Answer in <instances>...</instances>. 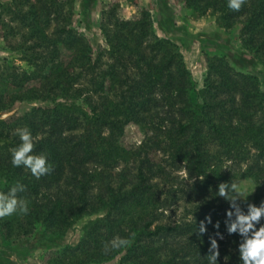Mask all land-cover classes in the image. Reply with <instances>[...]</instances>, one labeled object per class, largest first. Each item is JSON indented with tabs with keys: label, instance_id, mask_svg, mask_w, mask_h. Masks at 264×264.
<instances>
[{
	"label": "trees",
	"instance_id": "obj_1",
	"mask_svg": "<svg viewBox=\"0 0 264 264\" xmlns=\"http://www.w3.org/2000/svg\"><path fill=\"white\" fill-rule=\"evenodd\" d=\"M174 1L195 16L217 17L222 29L239 27L243 49L264 60V0H245L238 12L227 0ZM0 8L9 17L2 38L25 64L0 60V114L21 102L46 105L0 119V192L22 184L17 198L29 209L0 218L2 239L58 247L73 224L94 215L77 245L54 252L53 264H100L119 255L123 264H213V256L214 264H242L243 237L228 231L236 215L227 213L235 210L217 192L230 186L223 163H244L242 175L259 183L253 205L264 202V89L255 75L208 57L196 91L178 47L154 33L149 11L122 20L114 6L102 10L106 49L94 55L73 26L71 1L10 0ZM130 123L144 132L134 149L119 141ZM18 128L31 131L32 154L51 165L39 179L11 164ZM180 169L187 185L175 176ZM177 199L191 205V217L165 222ZM253 224L264 226V216ZM222 235L226 249L217 242ZM114 237L130 243L106 249Z\"/></svg>",
	"mask_w": 264,
	"mask_h": 264
},
{
	"label": "rangeland",
	"instance_id": "obj_2",
	"mask_svg": "<svg viewBox=\"0 0 264 264\" xmlns=\"http://www.w3.org/2000/svg\"><path fill=\"white\" fill-rule=\"evenodd\" d=\"M72 2L73 9V26L78 29L90 41L94 55L106 49L104 37L98 24H90L89 18L84 15L82 5L78 0H69ZM107 1V2H106ZM10 2V1H9ZM94 0H85L87 12ZM103 10L114 6L116 15L120 19L122 6L126 4H134L133 0H104ZM144 3V2H143ZM0 5H2L0 3ZM137 5V4H136ZM141 11H147L144 8L137 9L135 18L139 16ZM156 13H151V20L154 33L162 39H168L174 43L182 55L184 64L188 69L191 79L195 84L196 91H200L203 87V82L207 72V59L212 57H225L229 64L237 71L246 72L255 75L260 83V87L264 89V60L257 59L248 54L242 47L239 35V27H234L229 30L222 29L218 26L217 17L213 15L195 16L188 11L182 4L174 0H158L155 4ZM134 17L132 19H134ZM130 19V20H132ZM9 17L5 15L0 8V60L7 58L13 61L16 65L25 67V64L19 60L20 50H13L4 42L2 35L5 30L2 28V23L7 22ZM97 26V27H96ZM11 40V37H8ZM12 44L16 45L18 38H14ZM10 49V50H9ZM104 58L103 61H106ZM85 107L81 101H78ZM36 106H46L39 103H17L12 111L0 114V119L20 116L28 112ZM144 138L143 129L135 124H127L123 127V133L119 139L123 147L134 149L141 145ZM156 162L161 163L160 157H155ZM245 169V164L233 165L229 162H224L221 170L230 178L231 184H236L238 190L242 193L240 199L236 202L241 208L249 209V205H253L255 194L258 190V185L252 178L245 177L242 172ZM179 177V181L183 184H188L186 181L187 175L184 169H180L175 173ZM262 183H264V171L262 174ZM179 183V182H178ZM264 193V192H263ZM264 196V195H263ZM179 200V199H177ZM190 204L183 200L176 201L171 208L164 212V221L175 223L180 217L190 218ZM94 215H85L78 222L73 224L64 238L59 241L58 247H47L43 243H37L35 240L17 239L3 240L0 235V264H53L56 263V255L54 252L60 251L62 247L75 246L78 244L84 225ZM217 242H224L222 249H226L228 240L225 235L218 237ZM219 247L221 245H218ZM57 250V251H56ZM100 264H123L121 263V255L110 259L109 261Z\"/></svg>",
	"mask_w": 264,
	"mask_h": 264
},
{
	"label": "clouds",
	"instance_id": "obj_3",
	"mask_svg": "<svg viewBox=\"0 0 264 264\" xmlns=\"http://www.w3.org/2000/svg\"><path fill=\"white\" fill-rule=\"evenodd\" d=\"M245 0H227V7L233 11H239ZM21 143L18 147L12 149L11 164L14 168H25L37 179L48 174L51 171V165L47 162V157L44 155H34V137L31 131L27 128H18L15 130ZM24 186L17 183L9 188L7 194L0 192V218L8 217L14 213L27 214L28 204L23 199L17 198L18 192H23ZM242 193L239 192L236 184H220L217 196L223 198L231 204L234 212H228L227 216L231 218L236 215V221L228 228L229 234L238 233L243 237V242L239 245V259L242 264H264V226L259 229L255 227L253 222H259L264 216V202L259 208L254 205H249V214L244 215L243 212L236 206V201L240 199ZM241 200V199H240ZM203 225L201 232H204ZM130 243V238L114 237L106 245V249L110 246L112 250L126 248ZM211 247L217 248L216 240L211 241ZM216 257L211 258L213 264Z\"/></svg>",
	"mask_w": 264,
	"mask_h": 264
},
{
	"label": "crops",
	"instance_id": "obj_4",
	"mask_svg": "<svg viewBox=\"0 0 264 264\" xmlns=\"http://www.w3.org/2000/svg\"><path fill=\"white\" fill-rule=\"evenodd\" d=\"M10 0H0V3L2 5L9 4ZM79 3L82 5L83 8H87L86 3H84L85 0H78ZM158 0H133L134 4H126L125 6H122L121 16L122 20H130L135 16V13L137 12V9L144 8L145 10L156 13L155 11V4ZM168 1V0H167ZM107 2V1H106ZM144 2V3H143ZM104 0H94V2L90 5L88 12L86 13V17L89 18V22L91 24H98L99 17L101 15V12L104 8ZM137 4V5H136ZM135 18V17H134ZM97 27V26H96Z\"/></svg>",
	"mask_w": 264,
	"mask_h": 264
}]
</instances>
